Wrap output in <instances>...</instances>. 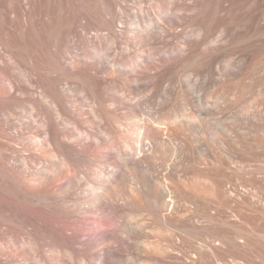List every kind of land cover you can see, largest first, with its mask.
Here are the masks:
<instances>
[{"label":"bare ground","instance_id":"bare-ground-1","mask_svg":"<svg viewBox=\"0 0 264 264\" xmlns=\"http://www.w3.org/2000/svg\"><path fill=\"white\" fill-rule=\"evenodd\" d=\"M74 1L0 14V264H264L259 0Z\"/></svg>","mask_w":264,"mask_h":264},{"label":"rangeland","instance_id":"rangeland-1","mask_svg":"<svg viewBox=\"0 0 264 264\" xmlns=\"http://www.w3.org/2000/svg\"><path fill=\"white\" fill-rule=\"evenodd\" d=\"M23 1L24 0H0V14L4 18V20L7 23V25H9L11 27L12 31H14V27H16L17 25L22 23ZM67 1H68V4H69V14L62 13L61 10H60L61 8H59L60 6H58V4L52 3L50 5V7L47 8L48 9V13L47 14H48V16L50 18L49 17H45L44 16L45 14L42 15V13H40V11H42V12H44V11H43V9L41 10V7L38 6L37 9L39 11V14H38L39 17H37L38 20L36 19L37 25L38 24L42 25V24H46V23L50 24L51 22L52 23H55V22L57 23V21L60 22V20H68L69 24L73 26V23L75 22V12H74L75 10H74L73 6L76 5V4H75L74 0H67ZM70 9L72 10V12L70 11ZM257 12L258 13H262L264 15V0H259L258 3L256 4L255 8L251 7L250 5L242 6V4H239L238 8H237V13H238L237 19H242L243 15H246V14H249V13L253 14V13H257ZM64 14H66V15H64ZM70 14H71V16H70ZM40 15H42L44 18H42V16H40ZM62 15L63 16L69 15L70 17L67 16L64 19ZM68 17H69V19H68ZM58 18H59V20H58ZM53 19H54L55 22L52 21ZM45 20H47V21H45ZM43 21H45V23ZM72 36H73V34L71 33V34L66 35L65 38L68 40Z\"/></svg>","mask_w":264,"mask_h":264}]
</instances>
